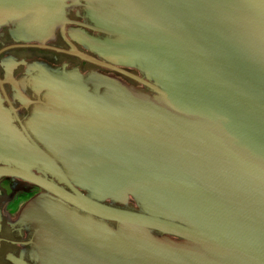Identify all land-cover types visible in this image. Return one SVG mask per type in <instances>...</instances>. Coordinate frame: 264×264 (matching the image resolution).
<instances>
[{"label":"water","instance_id":"95a60500","mask_svg":"<svg viewBox=\"0 0 264 264\" xmlns=\"http://www.w3.org/2000/svg\"><path fill=\"white\" fill-rule=\"evenodd\" d=\"M83 1L98 53L144 79L51 78L41 139L86 195L36 182L75 207H25L40 264H264V0ZM63 2L0 0V26L41 42Z\"/></svg>","mask_w":264,"mask_h":264},{"label":"flooded vegetation","instance_id":"af4514ba","mask_svg":"<svg viewBox=\"0 0 264 264\" xmlns=\"http://www.w3.org/2000/svg\"><path fill=\"white\" fill-rule=\"evenodd\" d=\"M85 4L83 0H64L61 21L41 42L22 39L11 21L0 26V264H40L37 226L24 216V209L41 195L64 200L36 182L70 196L74 192L69 186L86 195L41 139L48 130L45 127L54 131L58 124L49 115V84H56L51 78L63 74L85 81L102 75L136 87L141 85L127 74L144 79L98 53L92 41L111 37L87 16ZM40 157L53 163L52 170L42 165ZM101 204L131 209L107 200Z\"/></svg>","mask_w":264,"mask_h":264}]
</instances>
